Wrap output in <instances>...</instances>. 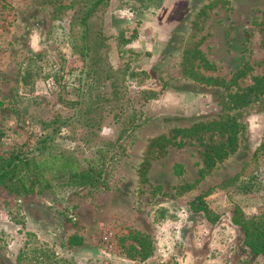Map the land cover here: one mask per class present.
<instances>
[{
  "label": "rangeland",
  "instance_id": "1",
  "mask_svg": "<svg viewBox=\"0 0 264 264\" xmlns=\"http://www.w3.org/2000/svg\"><path fill=\"white\" fill-rule=\"evenodd\" d=\"M211 1L109 0L90 19L103 37L96 60L119 71L112 79L119 96L116 112H109L112 102H102L91 116L98 123L96 137L85 139L74 120L54 137V144L86 155L110 145L113 158L93 189L23 196L0 187V232L7 243L0 244V264H15L26 232L77 264H264L263 256L250 254L234 223L264 213V149H259L264 145V97L231 112L243 126L238 147L203 180L198 181L202 148L196 138L152 156L146 182L138 179L149 140L173 127L217 119L228 93L264 76V0H224L199 15ZM83 3L0 0V61L11 46L13 66L4 76L15 79L12 85L0 79V155L33 146L52 134L50 122L73 113L67 103L76 101L86 68L72 49L71 33L80 30L74 18ZM191 34L189 47L200 53L195 61L200 68L194 69L225 83L240 71L235 86H206L185 77L182 52ZM33 57L38 58L34 65L28 63ZM200 57L208 62L206 69ZM25 70L29 75L22 84ZM130 72L145 76L129 79ZM101 81L94 94L107 98L111 81ZM142 89L160 95L141 105L135 97ZM126 98L143 116L115 144L129 111H118ZM204 137L206 141L209 134ZM175 166L180 167L176 173ZM183 185L194 187L179 194ZM197 198L217 220L191 210ZM130 234L145 237L151 250L145 260ZM73 237L82 244L72 246Z\"/></svg>",
  "mask_w": 264,
  "mask_h": 264
},
{
  "label": "trees",
  "instance_id": "2",
  "mask_svg": "<svg viewBox=\"0 0 264 264\" xmlns=\"http://www.w3.org/2000/svg\"><path fill=\"white\" fill-rule=\"evenodd\" d=\"M108 2L109 0H84L83 7L78 10L79 12L74 18L75 25L80 30L73 35L71 33V46L73 51L83 61L85 60L86 70L83 73L85 77L82 84L78 80L76 101L67 103V105L69 104V108L73 109V113L69 116L70 118H55L50 122V125L53 126L51 130L52 134L40 138L33 146H24L23 150L9 156L0 155V187L7 189L10 194L27 196L35 192H42V190L69 193L83 188L93 189L101 184L106 167L113 158L110 145L108 147L104 145L95 148L90 155H86L83 151H65L57 148L54 144V137L60 134V131L74 120L80 122L79 126L83 130L82 135L86 137L85 139H90L92 136L96 137L98 123L95 119L91 118L94 115L93 113L99 111L102 102H112V108L109 110L110 113H114L116 110L114 101L116 102V97L118 98L119 96H117V91L115 90L116 80L112 79L119 71L110 67L107 68L104 65L105 62L98 63V60H96L98 58L94 54L99 49L96 45L103 42V37H101L99 30L95 29L93 22H90V19ZM223 2L224 0H212L204 6L199 15L204 14L205 9L212 8L218 3ZM76 26L73 23L71 31ZM191 37L192 34L188 37L187 46L184 47L182 52L181 66L185 77L206 86H225L226 88L235 86L237 84L236 80L243 75L240 71L235 72L232 78L225 83L217 79L203 77L194 69L198 66L195 65V61L197 60L196 56L200 53L195 48L189 47V39ZM262 44L264 45V29ZM39 58L41 57L39 56ZM35 59L38 60V58L34 57L29 58L28 63L34 65ZM199 62L203 63V68H207L208 62L203 57H200ZM27 70L22 73V84L27 81L29 75ZM142 75L145 76V73L130 72L128 78L135 79L137 76L140 77ZM101 80L111 81L109 83L111 93L107 98L101 93L94 94L99 88ZM159 95L160 91L154 92L142 89L135 98L138 104L144 105L150 99H157ZM262 97H264V76L253 77L251 85L228 93L224 111L217 119L197 122L186 128L173 127L168 129L167 132L149 140L144 153V159L137 171L139 183L143 184L146 182V175L150 167L149 160L152 156L157 153L161 155L168 146H184L187 143V139L193 138H196L202 148L200 155L202 166L198 172V181L203 180L218 163L227 159L238 147V135L242 132L243 126L231 112L243 108L250 103L257 102ZM132 103V99L126 98L124 103L122 102L118 107V111L120 112H125V109L129 111L122 123L115 144L120 142L123 136L134 127L136 121L143 116V111L140 107L137 109L133 107ZM206 134H209V137L205 141L204 135ZM215 136H218L219 141L213 142ZM85 139L81 138L80 141L88 144L89 141H85ZM259 149H264V145H261ZM179 168V166H175V173L178 172ZM193 187L190 185L180 186L179 194L190 191ZM190 208L194 212H202L209 221L213 222L217 220V217L211 216L201 198L195 199L191 203ZM234 223L240 226L243 231V243L250 254L253 257H264V213L257 218L241 223L235 221ZM129 237L142 247L139 253L141 254V258L145 260L151 251L145 237L135 234H130ZM5 238L6 234L0 232V244L2 246L7 244L3 242ZM70 244L72 246H79L82 244V240L78 237H73L70 240ZM14 263L77 264L72 260L59 256L49 245L40 243L32 232L25 233V241L18 250Z\"/></svg>",
  "mask_w": 264,
  "mask_h": 264
},
{
  "label": "crops",
  "instance_id": "3",
  "mask_svg": "<svg viewBox=\"0 0 264 264\" xmlns=\"http://www.w3.org/2000/svg\"><path fill=\"white\" fill-rule=\"evenodd\" d=\"M11 51H12V47L9 46L8 50L5 51L6 57L2 61H0L1 62L0 66L2 65V67L0 68V79L4 80L3 82L6 85H12L13 82L15 83V79H10L9 75L7 77L4 76L7 73L9 67L13 66V60L10 59Z\"/></svg>",
  "mask_w": 264,
  "mask_h": 264
}]
</instances>
